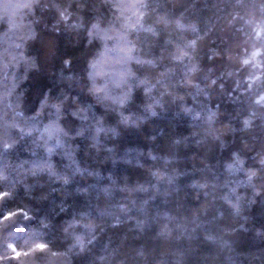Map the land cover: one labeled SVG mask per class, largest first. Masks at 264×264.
Returning a JSON list of instances; mask_svg holds the SVG:
<instances>
[{"label":"snow or ice","instance_id":"1","mask_svg":"<svg viewBox=\"0 0 264 264\" xmlns=\"http://www.w3.org/2000/svg\"><path fill=\"white\" fill-rule=\"evenodd\" d=\"M159 9L158 0H84L75 5L64 0H0V11L3 18L8 20L9 30L18 27L14 19L15 13L27 10L30 18L39 14L38 18L31 21L37 27L43 25L47 29L50 17L54 21L52 31L61 30V25L74 31H84L90 45L100 41L102 48V51L97 49L91 54L81 73L73 72L64 77L72 82L67 88L55 94L40 93L30 108L27 107V99L18 92L16 77H13L11 88L7 84L3 85L6 96L0 95V102L3 103L0 113V157L10 158L13 152L29 141L36 148H42L48 154L47 157H41L44 163L29 168L25 173L33 180L29 198L49 200L59 190L65 196L58 203L55 199L52 200V211L58 216L68 215L71 210V215H68L62 228L61 244L55 241L36 242V234L26 233L20 223L21 218L33 219L26 210L28 207L16 205L13 210L6 206V202L15 196L14 191L7 187V171L13 166L6 165L0 171V209H3L0 210V264H13L14 261L16 264H73L74 258L90 255L91 246L98 241V226L87 222L92 216L87 210L92 199L108 200L110 207L120 208L127 220L135 219L141 231L147 220L129 215L133 210L139 216L151 215L155 223L163 220L157 233L160 237L170 238L174 231H179L180 236L187 233L188 240L200 239L198 230L204 228L202 239L205 243H214L217 239L211 229L212 224L221 220L226 213L236 216L240 214L246 197L238 189H244L245 193L251 192V198L247 199L249 205L258 200L264 202V177L246 171L245 160L233 151L223 163V170L228 176L235 178L223 185L227 191L220 200L227 208L221 205L212 212L207 207L198 209L190 218L183 217L186 223H178L177 217L169 210L170 198L175 196L179 204L180 193L185 188L195 190L201 194L202 199L207 200L211 190L217 187L220 177L215 171H211L209 165L203 168L186 165L183 170L176 167L179 150L182 147L188 148L198 133L169 135L156 127L163 118L162 114L167 113V104L161 101L168 95L167 90L172 88L169 77L175 73L177 65H184L186 55L183 50L191 49L188 41H184L180 50L165 57L164 53L170 52L173 41L171 33L168 37L161 38L162 29L173 24V32L183 33L187 29L179 19L172 21L166 15L160 16ZM193 31H196L194 26ZM40 38V33L30 27L27 40L35 41ZM21 40L26 42L23 37ZM193 43L197 44V41L193 40ZM15 47L19 49L21 45L17 44ZM23 56L22 52L17 56L6 50L0 56V61H3L0 69L19 66ZM71 63L70 60L63 61L65 67H70ZM38 64V58L24 60L26 70H39ZM185 67L186 73L198 72L197 64H193L191 68ZM4 75L7 79L11 73L5 72ZM73 86L78 90H70ZM13 95L14 100L11 99ZM193 112L192 108L180 102L176 115ZM194 115L199 117L201 113L195 112ZM215 115L214 112L208 115L209 129ZM244 123L247 125L248 122ZM150 125L153 126L151 131ZM130 133L144 134L145 142L135 146L124 145L122 142ZM165 139L166 145L162 144ZM216 139L220 150L227 148L219 136ZM77 141L83 142L82 147L89 156L113 165H133L135 176H119L111 169L84 164L79 159L81 144ZM196 143L200 144L202 141L197 140ZM57 150L68 161L62 168H57L51 158V154ZM129 153L136 154L132 160L125 159ZM33 155H36L34 150ZM261 163L264 164V161ZM146 164L151 167L145 168ZM206 168L211 171V178L201 182L200 177ZM105 171L110 174L104 176ZM257 171L264 172V168H258ZM241 172H245L244 178H240ZM86 177L94 179L87 184L77 183V178ZM180 177H184L185 181H181ZM45 183L48 190L36 193V186L43 189ZM257 183L261 184L259 190L256 189ZM28 188L29 184L26 183L25 189ZM121 193L130 194L128 203L115 199ZM187 196L188 193L185 192V199ZM80 201L84 203L81 204ZM157 201L164 205L162 211L156 210L159 209ZM77 204L80 205L78 208ZM112 220L115 224L124 222L120 216H112ZM115 224H109V227H115ZM42 227L49 229L51 221L42 222ZM261 229L257 235L264 237V226ZM238 230L248 229L243 224L239 228L232 226V231ZM100 231H106V228H101ZM193 234H196L195 237ZM186 254L182 252L177 259L166 261L165 264H186ZM94 264L110 262L106 256L100 255Z\"/></svg>","mask_w":264,"mask_h":264},{"label":"trees","instance_id":"2","mask_svg":"<svg viewBox=\"0 0 264 264\" xmlns=\"http://www.w3.org/2000/svg\"><path fill=\"white\" fill-rule=\"evenodd\" d=\"M11 2H24V0H11ZM64 2L75 5L84 0H64ZM158 2L160 16L166 15L172 21L179 19L187 29L183 33L173 32L174 24L162 29L161 38H166L171 33L173 41L170 52L164 53L165 57L177 52L178 47L187 39H197L192 62L199 65L200 71L194 77L199 87L185 88L187 71L185 66H190V62L186 57L184 65L176 66L175 73L169 77V84L185 96L183 103L194 112L176 115L180 102L167 104V113L162 114L163 118L158 121L156 127L163 129L169 135L198 133L188 148L182 147L179 150L176 167L183 170L186 165L201 168L209 165L211 171H215L220 177L217 187L211 190L207 200L202 199L200 193L190 188L181 191L179 204L175 196L170 198L169 210L177 217L178 223H186L183 217L190 218L198 209L207 207L212 212L221 205L227 208V205L220 200L227 191L223 185L235 178L228 176L223 170V163L230 158L233 151L245 160L246 171L264 177V172L257 171L258 168H264V164L261 163L264 161V31L256 27V22L264 20V0H158ZM38 17L39 14L30 18L27 10L17 11L14 19L18 27L9 30L8 20L3 18V13L0 11V56L6 50L17 56L21 52L24 53L19 66L0 69V95L6 96L3 85L7 84L8 88H11L13 77H16L18 92L27 99L28 108L35 104L40 93L55 94L67 88L72 82L64 77L73 72L81 73L91 54L97 49L102 51L100 41L90 45L84 31H74L63 25L60 26L61 30L52 31L51 26L54 21H51L50 17L47 29L43 25L37 27L31 21ZM193 26L196 31H193ZM30 27L40 33L39 40H27ZM22 37L26 42H22ZM17 44L21 45L19 49L15 47ZM157 51L159 52V48ZM29 58H38L39 70L25 69L24 60ZM64 60H70L71 66L65 67ZM5 72L11 73L7 79ZM70 90L78 89L73 86ZM11 99L14 100L15 95ZM2 109L3 103L0 102V113ZM195 112H200L201 115L196 117ZM210 112L216 114L211 129L207 123ZM245 121L248 122L247 125ZM152 127L149 126V131ZM216 136L225 142L226 149H219ZM145 138L144 134L130 133L125 136L122 143L127 146L141 145L145 142ZM197 140H201L202 143L197 144ZM77 143L81 144L79 159L84 164L111 169L119 176H135L133 165L106 163L95 156L87 155L82 147V141ZM166 143V139L162 141V144L166 145ZM33 150L36 155H33ZM47 155L42 148H36L29 141L13 152L10 158L0 157V171H3L6 165L13 166L7 171V187L14 191L15 196L6 202V206L13 210L16 205L28 207L26 210L33 219L21 218L20 223L24 231L34 232L37 236L36 242L55 241L61 244L62 228L68 215H71V210L68 215H55L52 211V200L55 199L58 203L65 194L57 190L49 200L30 199L33 180L25 175L29 168L44 163L41 157ZM135 155L129 153L125 159L132 160ZM51 158L57 168H62L68 163L60 150L51 154ZM149 167L151 165H145V168ZM211 171L205 169L200 177L201 182L211 178ZM109 174L107 171L103 173L104 176ZM239 175L240 178H244L245 172ZM93 179V177L77 178V183L87 184ZM180 180L185 181V178L180 177ZM26 183L29 184L27 190ZM181 187L183 188V185ZM260 187L261 184L257 183L256 189L259 190ZM47 190V183L43 189L39 186L35 188L36 193ZM185 192L188 193L187 199ZM238 192L246 197L242 202L240 214L236 216L226 213L221 220L211 225L217 237L214 243L203 241L204 228L198 230L200 239L188 240L187 233L180 236L179 231H174L170 238L160 237L157 233L164 221L155 223L151 215L139 216L133 210L129 215L147 220L144 230L141 231L135 219L127 220L120 208L110 207L108 200L92 199L87 209L92 216L87 222L98 226L96 233L98 241L91 246L90 255L74 258L73 264H94L100 255L106 256L110 264H165L166 261L177 259L182 252L187 253L186 264H264V237L257 235V232L262 230L261 226H264V202L258 200L255 204L249 205L247 199L251 198V192L245 193L244 189H238ZM130 198L129 193H121L115 199L128 203L127 199ZM80 203L83 204L84 201ZM157 205L159 209L156 210L162 211L164 205L159 201ZM79 206L76 205L77 208ZM101 212L104 215H99ZM112 216H120L124 222L115 224ZM49 221L51 227L44 229L42 222ZM109 224H115V227H109ZM241 224L248 230L232 231V226L239 228ZM101 228H106V231H100ZM84 231L86 234V230ZM195 235L193 234L194 237ZM177 236L180 238L177 239ZM13 264L16 262L14 261Z\"/></svg>","mask_w":264,"mask_h":264},{"label":"clouds","instance_id":"3","mask_svg":"<svg viewBox=\"0 0 264 264\" xmlns=\"http://www.w3.org/2000/svg\"><path fill=\"white\" fill-rule=\"evenodd\" d=\"M153 18H155V16ZM256 27H258L261 31H264V20L256 22ZM193 40L197 41V39H193ZM193 40H189V39L186 40V41H188L189 47L191 48L192 51L189 52L187 49L183 50L184 54L186 55V57L188 58V60L190 62L189 68H191V66L193 64H196V63L192 62L194 60L193 53L195 52L196 47H197V44L193 43ZM178 50H180L179 47H178ZM197 69L199 71V65L198 64H197ZM196 74H197V72L194 73L191 71H189L185 74V83H184L185 88H193V87L198 88L199 87L197 82L194 79ZM213 83H215V81H213ZM167 92H168V95L166 97L162 98V101H161L162 103L176 104L177 102H183L185 99V96L178 93L174 88L168 89Z\"/></svg>","mask_w":264,"mask_h":264}]
</instances>
